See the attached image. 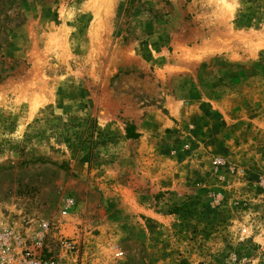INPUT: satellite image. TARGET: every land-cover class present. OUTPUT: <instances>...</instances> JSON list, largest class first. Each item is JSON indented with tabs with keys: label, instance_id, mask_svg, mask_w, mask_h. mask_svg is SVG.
I'll use <instances>...</instances> for the list:
<instances>
[{
	"label": "rangeland",
	"instance_id": "obj_1",
	"mask_svg": "<svg viewBox=\"0 0 264 264\" xmlns=\"http://www.w3.org/2000/svg\"><path fill=\"white\" fill-rule=\"evenodd\" d=\"M10 231L52 264H264V0H0Z\"/></svg>",
	"mask_w": 264,
	"mask_h": 264
},
{
	"label": "built area",
	"instance_id": "obj_2",
	"mask_svg": "<svg viewBox=\"0 0 264 264\" xmlns=\"http://www.w3.org/2000/svg\"><path fill=\"white\" fill-rule=\"evenodd\" d=\"M0 261L3 264H52L33 253V246L28 243H18L12 232L0 235Z\"/></svg>",
	"mask_w": 264,
	"mask_h": 264
},
{
	"label": "trees",
	"instance_id": "obj_3",
	"mask_svg": "<svg viewBox=\"0 0 264 264\" xmlns=\"http://www.w3.org/2000/svg\"><path fill=\"white\" fill-rule=\"evenodd\" d=\"M131 137H134V136H131Z\"/></svg>",
	"mask_w": 264,
	"mask_h": 264
}]
</instances>
